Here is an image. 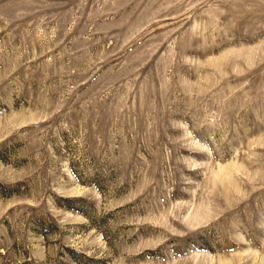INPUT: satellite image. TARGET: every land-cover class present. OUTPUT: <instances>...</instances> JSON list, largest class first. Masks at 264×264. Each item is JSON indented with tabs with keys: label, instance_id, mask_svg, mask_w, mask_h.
<instances>
[{
	"label": "rangeland",
	"instance_id": "rangeland-1",
	"mask_svg": "<svg viewBox=\"0 0 264 264\" xmlns=\"http://www.w3.org/2000/svg\"><path fill=\"white\" fill-rule=\"evenodd\" d=\"M0 264H264V0H0Z\"/></svg>",
	"mask_w": 264,
	"mask_h": 264
}]
</instances>
